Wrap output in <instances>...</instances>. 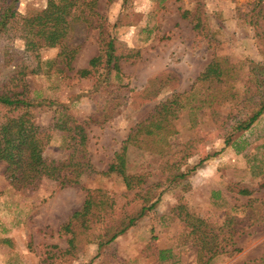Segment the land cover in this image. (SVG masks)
I'll return each mask as SVG.
<instances>
[{"label": "rangeland", "instance_id": "374dc122", "mask_svg": "<svg viewBox=\"0 0 264 264\" xmlns=\"http://www.w3.org/2000/svg\"><path fill=\"white\" fill-rule=\"evenodd\" d=\"M6 2L20 15L52 13L48 0H0V10ZM94 9L115 39L117 73L101 61L86 77L74 74L99 53L95 20L74 26L76 51L68 66L58 62L56 46L40 48L37 56L24 50L13 25L0 36V90L24 88L27 97L65 106L83 128L91 168L74 185L42 178L34 189L15 190L0 163V264H196L207 254L197 252L191 225H211L219 234L216 249L222 252L210 264H264V111L248 129L230 130L263 89L254 79L264 81V0H95ZM249 16L254 23L248 24ZM212 58L224 60L226 82L189 92ZM19 70L22 78L15 75ZM173 94H182L173 133L158 129L125 144L133 187L126 189L114 172L102 174L127 134ZM103 107H110L107 119L92 121ZM36 119L46 126L49 113L37 112ZM228 133L232 142L224 145ZM49 135L42 156L62 162L71 143L59 131ZM87 190H100L92 215L64 232L61 226ZM228 217L233 234L219 242ZM232 247L238 251L229 253Z\"/></svg>", "mask_w": 264, "mask_h": 264}, {"label": "trees", "instance_id": "16d2710c", "mask_svg": "<svg viewBox=\"0 0 264 264\" xmlns=\"http://www.w3.org/2000/svg\"><path fill=\"white\" fill-rule=\"evenodd\" d=\"M48 2L52 8L50 15L42 11H31L20 15L6 2L2 10H0V36L13 25L18 29L17 37L22 40L24 50L30 51L37 56L40 48L56 46L59 48L58 62L68 66L76 51V46L70 43V34L74 26L88 24L95 20L98 28L99 53L88 60L86 67L77 69L74 74L78 77H86L92 72L91 69L101 61L108 72L113 70L117 73L118 55L115 53V39L105 31L103 17L97 14L94 9L95 0H48ZM255 4L257 5L258 1ZM186 13L183 10L181 16ZM250 21H253L252 16H249L248 24L251 23ZM51 62L52 60L46 61V63ZM222 62H224L223 59L212 58L194 79L189 92L194 89L195 85H205V89L208 90L216 86L218 88V85L224 84L227 80L225 72H227L228 67L222 66ZM116 73L115 76H117ZM15 75H19L22 78L24 71H16ZM254 76L253 74L252 77ZM258 82L263 85V89L259 93L257 101L250 111L240 115L235 120L230 130L238 132L248 129L258 116L263 113L264 81L260 78V75L254 79L255 84ZM24 91V88L18 92L0 90V163L4 164L3 175L7 183L15 190L23 188L34 189L42 178L56 180L59 187L77 184L79 177L91 170L84 148L85 134L83 128L66 111L67 108L65 106L45 98L27 97L24 95ZM181 96L182 94H173L170 99L157 104L151 114L127 134L119 150L113 153L106 170L101 173L114 172L120 176L126 189L132 188L131 179L134 176L125 172V144L127 142H141L146 139L148 134L158 129L164 132V136L173 133L171 121L177 110L181 108L180 102H178ZM45 100L47 101L46 106L42 105ZM108 108L110 107H103V112L97 117L96 115L90 116L92 121L99 122L107 119L108 116L104 111L108 110ZM40 111L49 113L46 126L40 124L36 119V113ZM51 130L65 134L71 143L66 159L59 163L53 160H46L42 156V148L48 142L49 131ZM231 142V134H225L223 138L224 145H229ZM161 151L165 153L167 148ZM185 174L186 172L175 174L171 176V179L183 177ZM99 191H86L81 207L71 213L67 221L61 226L64 232H70V230L72 232L71 227L74 222L92 215L89 213L96 206L95 193ZM238 193L246 195L249 191L239 189ZM153 204L154 202H151L147 207L141 206L134 216H130L127 219L126 223L122 222L120 224L119 228L111 234L110 239H113L127 227L132 226L144 215V211L151 208ZM230 219L228 217L224 227L220 228H224L225 233H223L219 242L225 241V239L230 240L231 234H233L234 230L229 227ZM213 230L214 228L211 225L203 226L200 230L191 225L190 233L195 236L197 241V252L203 250L204 254H207L204 259L198 258L196 264H210L212 257L222 252L221 249H216V239L219 234L213 232ZM224 234L226 237H224ZM71 242V238H69L67 240L68 245H72ZM236 251H238V248L232 247L229 253ZM162 257L163 255L160 256V258Z\"/></svg>", "mask_w": 264, "mask_h": 264}]
</instances>
